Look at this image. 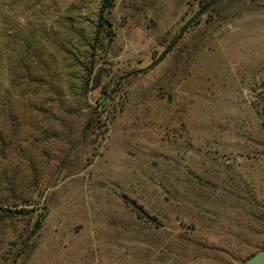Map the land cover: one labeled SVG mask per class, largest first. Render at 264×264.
<instances>
[{
	"label": "rangeland",
	"instance_id": "obj_1",
	"mask_svg": "<svg viewBox=\"0 0 264 264\" xmlns=\"http://www.w3.org/2000/svg\"><path fill=\"white\" fill-rule=\"evenodd\" d=\"M103 1L0 0V264H241L264 0Z\"/></svg>",
	"mask_w": 264,
	"mask_h": 264
},
{
	"label": "water",
	"instance_id": "obj_2",
	"mask_svg": "<svg viewBox=\"0 0 264 264\" xmlns=\"http://www.w3.org/2000/svg\"><path fill=\"white\" fill-rule=\"evenodd\" d=\"M220 0H213L209 4H207L205 7H203L200 11H198L192 18H190L181 28L179 31V34L174 38L173 42L168 46V48L163 52L162 56H164L179 40V38L182 36V34L185 32V30L206 10H208L212 5L216 4ZM161 56V57H162ZM241 264H264V248L254 253L252 256H250L248 259H246Z\"/></svg>",
	"mask_w": 264,
	"mask_h": 264
},
{
	"label": "trees",
	"instance_id": "obj_3",
	"mask_svg": "<svg viewBox=\"0 0 264 264\" xmlns=\"http://www.w3.org/2000/svg\"><path fill=\"white\" fill-rule=\"evenodd\" d=\"M111 4V0H104L101 7H100V16L103 15L105 9ZM263 125H264V121H263Z\"/></svg>",
	"mask_w": 264,
	"mask_h": 264
}]
</instances>
